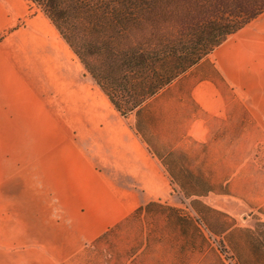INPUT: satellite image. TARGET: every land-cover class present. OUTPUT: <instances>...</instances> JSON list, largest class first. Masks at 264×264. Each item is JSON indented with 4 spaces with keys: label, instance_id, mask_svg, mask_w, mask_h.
Instances as JSON below:
<instances>
[{
    "label": "crops",
    "instance_id": "crops-1",
    "mask_svg": "<svg viewBox=\"0 0 264 264\" xmlns=\"http://www.w3.org/2000/svg\"><path fill=\"white\" fill-rule=\"evenodd\" d=\"M31 10L26 0H0V35ZM41 18L27 21V28L40 32ZM22 67L0 46V264H69L104 234L171 196L173 185L136 133L134 115L122 116L110 102L111 117H84L95 130L77 133L69 127L75 117L51 85H36ZM195 73L191 96L200 112L228 118L231 101L217 77L264 136V14ZM118 116L129 127L109 123ZM207 123L197 117L184 138L206 143Z\"/></svg>",
    "mask_w": 264,
    "mask_h": 264
},
{
    "label": "rangeland",
    "instance_id": "rangeland-1",
    "mask_svg": "<svg viewBox=\"0 0 264 264\" xmlns=\"http://www.w3.org/2000/svg\"><path fill=\"white\" fill-rule=\"evenodd\" d=\"M26 1L30 15L0 35V46L13 54L36 85H51L75 117L71 129L82 135L95 130L84 117L97 118L102 113L111 117L114 107L42 9ZM38 14L42 18L37 21L41 29L37 33L26 23ZM215 79L226 99L232 100L225 83ZM196 80L192 72L174 83L169 97L161 98L162 107L153 109L148 118L164 143L200 156L203 148L184 138V131L197 117H204L210 130L207 142L218 131L216 141L209 144L217 165L214 180L225 183L230 194H214L204 200L205 211L196 213L191 201L173 186L171 196L136 213L99 246L88 247L69 264H264L260 249L264 242V136L256 129L245 135L242 119H212L200 112L191 96ZM121 120L118 116L109 123L129 127L128 119L123 126ZM95 125L100 126L94 121ZM79 142L84 146L83 137Z\"/></svg>",
    "mask_w": 264,
    "mask_h": 264
},
{
    "label": "trees",
    "instance_id": "trees-1",
    "mask_svg": "<svg viewBox=\"0 0 264 264\" xmlns=\"http://www.w3.org/2000/svg\"><path fill=\"white\" fill-rule=\"evenodd\" d=\"M29 1L42 9L115 109L134 115L136 133L196 213L205 211L204 200L214 194H230L225 183L214 180L217 165L209 144L218 131L199 145L202 155L191 156L164 143L148 117L162 107L161 98L169 97L174 83L197 72L208 55L264 14V0ZM230 101L228 120L242 119L245 135L260 132L244 105ZM260 249L264 255V242Z\"/></svg>",
    "mask_w": 264,
    "mask_h": 264
}]
</instances>
